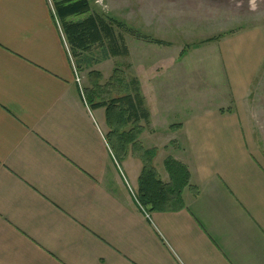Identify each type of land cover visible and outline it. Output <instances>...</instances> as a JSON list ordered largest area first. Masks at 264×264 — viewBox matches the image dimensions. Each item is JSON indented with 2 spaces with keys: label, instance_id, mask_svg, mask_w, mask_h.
I'll return each instance as SVG.
<instances>
[{
  "label": "crops",
  "instance_id": "obj_1",
  "mask_svg": "<svg viewBox=\"0 0 264 264\" xmlns=\"http://www.w3.org/2000/svg\"><path fill=\"white\" fill-rule=\"evenodd\" d=\"M263 39L245 29L183 54L201 50L204 62L216 60L226 100L169 104L179 113L194 108L170 127L184 141L174 157L188 174L179 188L160 176L157 147L141 143L164 133L141 122L125 149L104 133V108H91L76 81L52 0H0V264H264V158L239 111L264 58ZM180 63L148 72L157 92L161 76L172 73L179 84ZM130 148L139 156L128 163L119 155ZM143 164L171 183L162 209L138 201Z\"/></svg>",
  "mask_w": 264,
  "mask_h": 264
},
{
  "label": "rangeland",
  "instance_id": "obj_2",
  "mask_svg": "<svg viewBox=\"0 0 264 264\" xmlns=\"http://www.w3.org/2000/svg\"><path fill=\"white\" fill-rule=\"evenodd\" d=\"M89 1L92 12L113 18L131 27L132 31H126L124 26L121 30L115 27L116 33H123L129 48L127 56L124 57L109 56L106 50L98 45L78 57L71 51L80 76L79 84L85 90L91 87V81L95 82L99 86L97 91L99 95L113 97L121 92L115 90L110 83L114 75L119 79V82H116L118 87H121L124 81L127 83L132 79L139 82L142 96L144 93L147 94V99L143 96L145 106L147 107L146 102L149 101L151 109H148L149 114L153 116L146 130L164 133L160 138L143 139L141 143L143 147H157L154 163L159 169L160 176L167 180L169 174L167 168L165 167L166 170L164 168L163 160L183 155L184 150L182 137L177 135L178 138H173L170 135V127L178 125L177 122L180 120L178 116L181 113L194 111V108L188 105L179 113L176 112V108L172 110L169 104L174 103L175 99L177 101L181 99L187 103L195 100L201 104L214 106L221 105L226 100L225 74L217 66L216 60L213 63V59L211 61V58H208L209 61L204 62L207 54L201 50L193 55L191 53V58H184L183 54L209 40L245 29H258L264 38V0H100L99 3L96 0ZM83 17L79 15L71 19ZM137 33L143 34L145 39L138 38ZM154 40H160L161 43L156 44ZM179 53L182 54L180 57ZM177 61L181 63L174 67L181 69V81L179 82L178 78L179 84H174L171 81L172 73L164 76V79L161 76L159 86L162 90L160 93L157 92L156 76H151L148 72L153 73L157 66L173 67ZM141 78H145L147 82L143 89L140 84ZM157 95L159 100L165 99V106L164 104L157 106ZM239 111L249 143L264 158V58ZM102 126L104 133H107V126L104 123ZM137 156L139 154L132 153L130 148L126 153L120 154L119 158L128 159L129 163L130 160L135 161ZM128 180L135 188L131 180L129 178Z\"/></svg>",
  "mask_w": 264,
  "mask_h": 264
},
{
  "label": "trees",
  "instance_id": "obj_3",
  "mask_svg": "<svg viewBox=\"0 0 264 264\" xmlns=\"http://www.w3.org/2000/svg\"><path fill=\"white\" fill-rule=\"evenodd\" d=\"M53 6L69 49L75 57L91 51L97 45L102 46L109 56H127L128 47L124 35L116 33L115 27L121 30L124 26L126 31H132L131 27L123 25L113 18L92 12L89 0H53ZM79 15L84 17L71 19ZM136 36L145 39L141 33H137ZM153 42L161 43L160 40ZM110 81L115 90L121 91L118 95L113 97L99 95L97 93L98 84L91 81V87L85 88V98L91 108H104L105 123L108 127L107 137L109 140L110 138L113 140V137L117 135V143L122 149H125L127 144L136 141V135L132 136L131 132L141 131L143 128L140 126L141 122L147 126L150 114L136 79L127 81V83L124 81L121 87H118L116 83L119 82L116 75ZM165 167L170 181L174 180L178 184L177 187L180 188L186 183L188 174L184 165L174 158H168L165 160ZM183 170L185 173L182 174ZM138 186V201L142 206L149 210H157L168 205L167 198L172 195L171 183H163L159 180L152 166L143 164L138 178ZM165 197L167 198L165 199Z\"/></svg>",
  "mask_w": 264,
  "mask_h": 264
},
{
  "label": "built area",
  "instance_id": "obj_4",
  "mask_svg": "<svg viewBox=\"0 0 264 264\" xmlns=\"http://www.w3.org/2000/svg\"><path fill=\"white\" fill-rule=\"evenodd\" d=\"M100 0H96L97 3H99ZM75 76H76V81L79 82V76L77 74V72L75 71Z\"/></svg>",
  "mask_w": 264,
  "mask_h": 264
}]
</instances>
